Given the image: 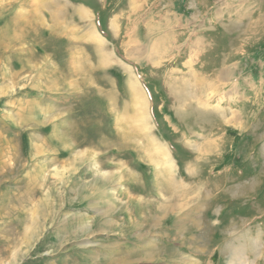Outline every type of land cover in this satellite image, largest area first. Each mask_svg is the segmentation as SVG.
I'll return each instance as SVG.
<instances>
[{
  "label": "rangeland",
  "instance_id": "1",
  "mask_svg": "<svg viewBox=\"0 0 264 264\" xmlns=\"http://www.w3.org/2000/svg\"><path fill=\"white\" fill-rule=\"evenodd\" d=\"M137 6L165 66L122 35L98 49L67 0H0V264L197 262L172 225L197 205L219 230L203 264H264V0Z\"/></svg>",
  "mask_w": 264,
  "mask_h": 264
},
{
  "label": "crops",
  "instance_id": "2",
  "mask_svg": "<svg viewBox=\"0 0 264 264\" xmlns=\"http://www.w3.org/2000/svg\"><path fill=\"white\" fill-rule=\"evenodd\" d=\"M88 0H67L69 2L78 17L80 23L84 24L89 21L94 13L93 24L88 25V32L83 36L93 37V45L97 46L98 49H102L105 45L106 48L116 37L122 35L123 45L120 47L122 52V58L129 60L133 64H142L143 62L150 63L152 66H165L169 63V50L167 46L149 48L147 44L143 43V39L138 36L139 29L141 26L147 28L144 24L145 21H142L140 26V21L142 18L136 16L135 12L137 10V4L140 0H129L127 7L125 9L113 10L114 12L110 15H107L105 20H97L94 10L91 13V8L85 4ZM102 1V0H101ZM136 6V8H135ZM143 7V5L141 6ZM135 8V9H134ZM137 21V23H135ZM84 28V27H83ZM171 37L164 35L159 43H169ZM145 45V46H144ZM145 54L147 56H145ZM219 74H223V71H220ZM181 211H177L172 214H179ZM191 212H185L183 215H179L174 218L173 226L177 229L178 233H181L182 227L184 233L188 234L189 230H197V262L195 260H189L187 258L183 259L181 262L183 264H203L202 259L205 256V253H209L211 257L210 249L219 242L218 238V226L210 216H207L206 213H203L199 206L197 205V216H192ZM184 216V217H183ZM206 235V236H205ZM194 239V238H193ZM185 242L186 239H184ZM226 239L225 236H222L221 243L218 247V251L221 252L224 249ZM210 251V252H208ZM180 262V264H182Z\"/></svg>",
  "mask_w": 264,
  "mask_h": 264
},
{
  "label": "bare ground",
  "instance_id": "3",
  "mask_svg": "<svg viewBox=\"0 0 264 264\" xmlns=\"http://www.w3.org/2000/svg\"><path fill=\"white\" fill-rule=\"evenodd\" d=\"M181 187V186H180ZM183 187V186H182ZM184 188V187H183ZM181 189V188H180ZM186 189V188H185ZM187 190V189H186ZM179 191V189L176 191V192H174V194H171L172 195V197L171 198H169L168 199V204H170V202L171 201H173L175 198H174V196H176V198H177V195L180 193V192H178ZM183 190H181V192H182ZM187 193V192H186ZM186 193L185 194H183L182 195V198H183V196H185L186 195ZM179 196V195H178ZM180 197H178V199H179ZM184 199V198H183ZM165 203V202H164ZM172 204V203H171ZM178 206L179 207H175L176 209H178V211H183V209L185 208L184 206H181L180 204H178ZM171 207H173L174 208V205H171ZM170 207V208H171ZM167 208V206L166 207H164L163 205L161 206V209L162 210H165ZM172 211H170V212H172V213H175L174 211H173V209H171ZM176 212H177V210H175ZM189 211H192V212H197V210H196V208L195 207H193V208H191V210L189 209Z\"/></svg>",
  "mask_w": 264,
  "mask_h": 264
}]
</instances>
